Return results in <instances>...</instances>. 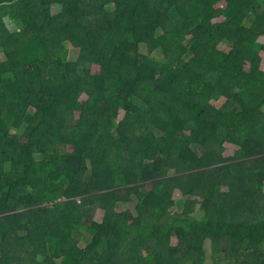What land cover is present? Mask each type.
<instances>
[{
	"label": "trees",
	"instance_id": "obj_1",
	"mask_svg": "<svg viewBox=\"0 0 264 264\" xmlns=\"http://www.w3.org/2000/svg\"><path fill=\"white\" fill-rule=\"evenodd\" d=\"M260 36L264 0H0V264H264Z\"/></svg>",
	"mask_w": 264,
	"mask_h": 264
},
{
	"label": "rangeland",
	"instance_id": "obj_2",
	"mask_svg": "<svg viewBox=\"0 0 264 264\" xmlns=\"http://www.w3.org/2000/svg\"><path fill=\"white\" fill-rule=\"evenodd\" d=\"M220 5V4H219ZM218 5V6H219ZM7 20V23H8V26L10 27L11 30H15V29H23L24 28V22L18 20L17 18H14V17H11V18H5ZM259 41L264 43V36H260L259 38ZM65 46L68 48L69 50V56L71 59H76V57L78 56V53H79V50L77 48H74L72 46V44L69 42V41H66L65 42ZM221 48L223 50H229V47L227 44L223 43L221 44ZM142 52H147V48L144 44L141 45V50ZM261 57H262V61H261V68L264 69V51H261ZM99 68L98 65H94L93 66V70L94 71H97ZM86 99V96H82V100H85ZM224 98H221L220 100L218 101H213L217 106H221L222 103L224 102ZM73 123H76V120L73 121ZM70 147H72L70 145ZM69 147V148H70ZM73 148V147H72ZM237 150V147L234 146V145H231V144H226V153L225 155L226 156H233L235 151ZM162 155V158H165L166 156V152L163 151L161 153ZM162 176L166 177L168 176V172L167 170H163L161 172ZM224 186L222 187V190L224 191H227L228 188L225 184H223ZM175 197L178 199L180 197V194L179 192L177 191L175 193ZM176 207L173 209V211H176ZM103 216H104V213L103 212H99L96 214L95 218L99 221H102L103 219ZM133 220V214L130 215V221ZM0 224L1 225H7V223L3 220L2 216L0 215ZM173 244L175 246H177L179 249L183 250V251H187L188 250V247L187 245L185 244H181L177 238H174L173 239ZM228 246H229V242H228V239L227 237H219V238H216V239H210L207 241V249H208V258H209V261L210 262H213L216 258H220L221 256L225 255V252L228 251Z\"/></svg>",
	"mask_w": 264,
	"mask_h": 264
}]
</instances>
